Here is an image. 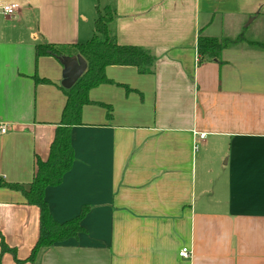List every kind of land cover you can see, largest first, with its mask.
Listing matches in <instances>:
<instances>
[{
    "label": "crops",
    "instance_id": "obj_1",
    "mask_svg": "<svg viewBox=\"0 0 264 264\" xmlns=\"http://www.w3.org/2000/svg\"><path fill=\"white\" fill-rule=\"evenodd\" d=\"M107 1L115 40L151 50L153 72L107 68L113 83L91 90L72 129V169L46 189L57 222L90 206L85 232L29 261L40 210L0 185L1 264H264V48L242 38L222 64L197 50L200 32L264 21V0ZM97 16L93 0H0L1 182H32L66 106L64 65L36 45L86 42Z\"/></svg>",
    "mask_w": 264,
    "mask_h": 264
},
{
    "label": "trees",
    "instance_id": "obj_2",
    "mask_svg": "<svg viewBox=\"0 0 264 264\" xmlns=\"http://www.w3.org/2000/svg\"><path fill=\"white\" fill-rule=\"evenodd\" d=\"M98 16L95 20V33L86 42H78L71 45H55L40 43L36 45V57L53 55H81L87 62L88 68L75 85L66 89L61 87L66 95L67 102L62 113V119L56 129L55 138L50 147L47 160L37 159L36 172L29 184L1 182L0 185L23 193L27 203L35 205L40 210V232L38 240L32 250L29 261L34 262L39 251L45 247H52L58 243L77 237L85 232L82 221L88 214L90 206L82 207L80 214L66 222H57L49 209L46 200V189L62 184L65 175L72 169L75 161V149L72 142V129L83 124L84 107L93 103L90 98L92 89L113 81L107 75L110 66H133L142 74L152 73L156 63V56L149 49L136 45H121L113 34L111 25L114 22L116 11L112 7H106L102 11L97 6ZM241 38L231 40L226 37H209L200 32L198 36L197 50L200 64L215 60L220 64L222 51ZM252 45L264 48L263 42H251ZM38 82H49L48 79L37 78ZM12 252L17 255L15 249L10 248L2 241V255ZM1 264V256H0Z\"/></svg>",
    "mask_w": 264,
    "mask_h": 264
},
{
    "label": "water",
    "instance_id": "obj_3",
    "mask_svg": "<svg viewBox=\"0 0 264 264\" xmlns=\"http://www.w3.org/2000/svg\"><path fill=\"white\" fill-rule=\"evenodd\" d=\"M64 65L62 86L72 88L88 68V62L81 55H63L60 57Z\"/></svg>",
    "mask_w": 264,
    "mask_h": 264
},
{
    "label": "rangeland",
    "instance_id": "obj_4",
    "mask_svg": "<svg viewBox=\"0 0 264 264\" xmlns=\"http://www.w3.org/2000/svg\"><path fill=\"white\" fill-rule=\"evenodd\" d=\"M96 5V12H97V6L104 11L106 7H111L108 5L107 0H93ZM98 15V12H97ZM251 21V18L248 19V21L245 23V26L249 24ZM231 40H235L237 38H243L245 44H249V42H264V21L261 19H257L254 22L250 23V25L245 29V31L238 37V35H234V37H226ZM242 41V40H241Z\"/></svg>",
    "mask_w": 264,
    "mask_h": 264
},
{
    "label": "built area",
    "instance_id": "obj_5",
    "mask_svg": "<svg viewBox=\"0 0 264 264\" xmlns=\"http://www.w3.org/2000/svg\"><path fill=\"white\" fill-rule=\"evenodd\" d=\"M18 7H19V5L16 4V3L5 5L4 6V13L6 15H13L18 10ZM10 128H11L10 124H8V123H0V135L8 133L10 131ZM200 137L202 139H204L206 137V134L205 133H201ZM195 147H196V149H198V145L197 144H196ZM190 253H191V250L188 247H184L181 250L180 255L182 257H188L190 255Z\"/></svg>",
    "mask_w": 264,
    "mask_h": 264
}]
</instances>
